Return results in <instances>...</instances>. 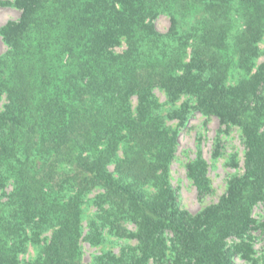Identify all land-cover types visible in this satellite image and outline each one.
Listing matches in <instances>:
<instances>
[{"label": "trees", "instance_id": "1", "mask_svg": "<svg viewBox=\"0 0 264 264\" xmlns=\"http://www.w3.org/2000/svg\"><path fill=\"white\" fill-rule=\"evenodd\" d=\"M14 5L20 19L0 29V264H85L81 242L98 246L105 231L136 244L90 264L251 261L253 232L264 237V214H253L264 208V0ZM195 112L238 127L245 154L244 174L193 214L170 184L179 131L167 122ZM186 167L208 191L201 155ZM231 238L241 241L228 247Z\"/></svg>", "mask_w": 264, "mask_h": 264}, {"label": "rangeland", "instance_id": "2", "mask_svg": "<svg viewBox=\"0 0 264 264\" xmlns=\"http://www.w3.org/2000/svg\"><path fill=\"white\" fill-rule=\"evenodd\" d=\"M6 2L11 4L6 5ZM15 0H0V29L8 22L18 21L21 16V10L14 5ZM156 28L161 32L168 31L170 20L166 15L159 16L155 21ZM264 49V42L261 43ZM9 50L0 35V57ZM122 49H118L121 51ZM263 61L260 58L259 63ZM154 93L158 102L163 105L164 110L170 109L173 105L167 102V97L160 89H155ZM180 101L176 107L181 103ZM137 101L134 99V105ZM5 102L0 103L2 110ZM168 125L178 129V146L175 158L171 164L170 184L176 193L178 204L182 210L190 213H198L203 208L217 203L226 193L229 181L237 176L244 174V154L245 146L241 131L238 127H227L219 122L216 117L204 116L195 112L189 116L184 125H179L177 120H169ZM201 157L207 163V177L209 179V190L201 193L194 182L187 174V164ZM97 191L88 196V203L85 205V232L89 231V224L94 219L97 208L91 205L97 195ZM254 217L261 220L264 214V208L261 204L254 209ZM126 228L135 231L132 224H126ZM105 240L98 246H92L89 241H82L83 262L90 264L95 257L104 254L119 255L121 250L129 245L134 246L135 240L126 238H117L116 236L105 231ZM49 236V235H48ZM252 245L254 253L252 260L248 261L241 255H235L233 261L235 264H264L262 259L264 249V237L258 232L252 234ZM240 239L231 238L228 247H233L240 243ZM36 256V251L32 247L28 253L22 256V260L27 262Z\"/></svg>", "mask_w": 264, "mask_h": 264}]
</instances>
